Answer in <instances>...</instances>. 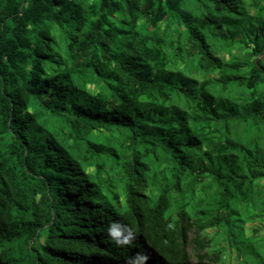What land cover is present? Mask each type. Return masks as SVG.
<instances>
[{"label":"trees","instance_id":"trees-1","mask_svg":"<svg viewBox=\"0 0 264 264\" xmlns=\"http://www.w3.org/2000/svg\"><path fill=\"white\" fill-rule=\"evenodd\" d=\"M263 11L0 0V264H264Z\"/></svg>","mask_w":264,"mask_h":264},{"label":"rangeland","instance_id":"rangeland-1","mask_svg":"<svg viewBox=\"0 0 264 264\" xmlns=\"http://www.w3.org/2000/svg\"><path fill=\"white\" fill-rule=\"evenodd\" d=\"M261 4H263L264 6V0H261ZM263 15H264V11H263ZM246 52H249L248 49H245ZM239 54V52H237ZM238 212L241 216H245L246 220H245V238L251 243H253L255 246H260L259 245V239L261 238V236L264 235V222L259 219L254 212V209L250 206H247L245 204H242L239 206L238 208ZM210 234L213 235V231H210ZM188 236L190 237V239H194V238H199L202 237V230H200L198 227H189L188 229ZM225 244V242H224ZM209 250L206 247H204L203 245H198V244H194V246L192 247V249L190 248L189 251L192 254V260L193 262H197L198 260V254L202 253V254H206V251ZM224 261L226 263H232V264H238L236 256L234 253H229V250H226L225 255L223 256ZM241 259V258H240Z\"/></svg>","mask_w":264,"mask_h":264},{"label":"clouds","instance_id":"clouds-1","mask_svg":"<svg viewBox=\"0 0 264 264\" xmlns=\"http://www.w3.org/2000/svg\"><path fill=\"white\" fill-rule=\"evenodd\" d=\"M109 234L114 238L116 239V242L118 245H121V244H127L130 242L131 238H132V234L131 232L128 233V236L124 237L123 239H120L117 232H116V226L113 225L110 229H109ZM138 255V259L142 262H145L148 260V257L146 254H143V253H139L137 254Z\"/></svg>","mask_w":264,"mask_h":264}]
</instances>
